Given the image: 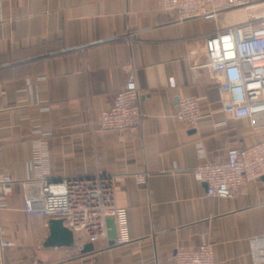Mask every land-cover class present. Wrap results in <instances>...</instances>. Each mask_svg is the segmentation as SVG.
<instances>
[{
  "label": "crops",
  "instance_id": "crops-1",
  "mask_svg": "<svg viewBox=\"0 0 264 264\" xmlns=\"http://www.w3.org/2000/svg\"><path fill=\"white\" fill-rule=\"evenodd\" d=\"M237 10L179 20L161 0H0V173L14 180L0 211L12 242L4 264H174L177 249L201 243L217 264H264L251 243L264 235V179L217 199L191 173L264 133L248 118L210 113L218 107L217 84L199 67L205 38L246 20ZM131 72L139 128L101 130L99 113ZM188 95L203 97L202 112L210 113L196 128L176 118L178 97ZM98 172L115 177L127 240L91 243L79 232L71 247L44 246L49 218L23 210L24 198L38 195L36 179Z\"/></svg>",
  "mask_w": 264,
  "mask_h": 264
},
{
  "label": "built area",
  "instance_id": "built-area-1",
  "mask_svg": "<svg viewBox=\"0 0 264 264\" xmlns=\"http://www.w3.org/2000/svg\"><path fill=\"white\" fill-rule=\"evenodd\" d=\"M162 10L173 13L177 19H215L219 11L244 7L245 21L230 25L205 38L206 68L216 80L220 111L232 118H248L255 129L264 131V0H161ZM203 97L181 96L177 99L176 118L190 128L209 116L203 113ZM143 118L139 107V93L131 72L119 88L109 107L98 115L101 130L125 131L138 129ZM219 122L216 126L222 125ZM43 151L38 148L34 165L42 168ZM198 183L205 185L206 195L214 198H231L243 183L264 177V133L260 140L246 147H232L226 158L204 161L192 170ZM144 183L145 174L136 177ZM38 195L23 200L27 215L63 219V224L73 231L82 232L87 241L94 243L107 237V219L115 226V244L126 241V211L114 202L115 177L106 173L72 176L61 179L39 177L36 179ZM14 180L0 173V211L6 208V199L12 191ZM258 262H264V235L251 240ZM12 242L5 239L0 224V264L5 262V251ZM77 252L84 243L75 245ZM174 264H217L208 243L191 249H177Z\"/></svg>",
  "mask_w": 264,
  "mask_h": 264
},
{
  "label": "water",
  "instance_id": "water-1",
  "mask_svg": "<svg viewBox=\"0 0 264 264\" xmlns=\"http://www.w3.org/2000/svg\"><path fill=\"white\" fill-rule=\"evenodd\" d=\"M261 179H264L262 177ZM48 235L43 243L46 247H71L74 243V233L63 224V219L50 217L47 222ZM115 226L112 218L107 219V238L110 242L115 238Z\"/></svg>",
  "mask_w": 264,
  "mask_h": 264
},
{
  "label": "rangeland",
  "instance_id": "rangeland-1",
  "mask_svg": "<svg viewBox=\"0 0 264 264\" xmlns=\"http://www.w3.org/2000/svg\"><path fill=\"white\" fill-rule=\"evenodd\" d=\"M243 8H244V7H242V8H238V10H237L236 12H237L238 14H242V13H243L242 15H243V17H245L246 14L244 15V12L247 13V10H246V8H245V10H243Z\"/></svg>",
  "mask_w": 264,
  "mask_h": 264
}]
</instances>
